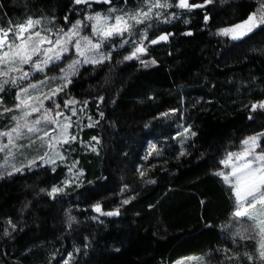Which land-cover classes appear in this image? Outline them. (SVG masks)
<instances>
[{"label":"trees","instance_id":"1","mask_svg":"<svg viewBox=\"0 0 264 264\" xmlns=\"http://www.w3.org/2000/svg\"><path fill=\"white\" fill-rule=\"evenodd\" d=\"M144 1L90 0L88 9L74 0H0V27L31 16L41 19L37 30L55 33L71 26L65 17L75 22L89 11L108 15L109 7L125 11ZM171 2L173 7L161 10L168 22L153 17L136 28V36L145 27L151 38L172 34L143 55L156 64L125 61L132 46L120 47L121 37L114 36L104 45L112 59L81 66L59 96L88 102L75 105L78 111L83 107L88 125L64 146L67 163H57L55 171L44 165L0 178V264H172L204 255L218 264L217 253L230 260L224 226L233 215L234 197L216 173L226 152L264 133V109L251 107L264 101V25L238 40L217 35L246 20L256 11V0H212L190 10ZM64 64L50 65L52 70L35 73L32 80L55 76ZM16 89L4 85L0 107L13 106ZM185 127L196 136L185 138ZM258 144L264 152V136ZM151 145L159 155H149ZM73 161L78 162L73 171L83 170L78 180L68 171ZM138 169L145 170L144 177ZM70 178L74 182L65 185ZM53 186L63 191L51 195ZM95 203L103 214L93 209ZM115 209L118 214H106ZM254 248V241H244L234 252Z\"/></svg>","mask_w":264,"mask_h":264},{"label":"snow or ice","instance_id":"2","mask_svg":"<svg viewBox=\"0 0 264 264\" xmlns=\"http://www.w3.org/2000/svg\"><path fill=\"white\" fill-rule=\"evenodd\" d=\"M97 2H100V0H97ZM102 2L112 4V0H102ZM124 2L127 4L128 0H124ZM145 2L148 4L146 10L143 6L134 11H122L115 7H109L107 10L108 15L99 11H89L85 13L83 19H77L75 22H71L68 17H65V21L70 23L71 26L67 29L59 28L55 31L54 36L51 35L53 31L51 28L35 30L36 25L41 24V19L31 16L24 23L15 24L14 27H0V77L10 78L13 85H17L19 81L28 80L32 77L33 72L52 70L49 68L50 65L53 68L58 66L65 59H68L65 53L75 50V57L71 59L66 67L60 69L59 76L52 78L45 76L44 80L29 83L27 87H20L16 93V99L19 103L15 107L21 109L22 114L12 117L13 120L17 121L15 127L7 131H0V137H7V144L0 141V151L8 149L9 146L18 147L16 140L20 138L27 137L31 141V135L28 134L36 133H39L37 139H40L42 144L47 145V151L43 155L30 159L26 165L21 164L20 167L9 164L6 160L3 165L4 171H0V177L5 174L8 167H11L12 172H23L33 167L51 165L52 170L55 171L58 161L67 163V157L65 156L67 149L64 146L77 139V136L72 135L69 129L73 126V123L79 128V119L75 122L72 120L73 116H78V109L75 105L82 104L83 107H86L88 102L77 101L74 97L66 94L67 98L64 99L63 105H61L59 96L72 83V77L78 74L81 66L84 64L95 66L112 59V52L105 51L104 45L106 42L112 43L114 36L121 37L120 47L126 44L132 46V50L123 57L125 61L137 59L145 67L149 63H157L155 59L147 61L142 57L148 52L149 45L167 41L172 34L161 32L155 38H151L148 28L145 27L139 30V35L136 36V25H143L152 20L153 17L168 22V16L164 15L161 10L173 7V3L171 0H154V2L145 0ZM74 3L77 5L83 3L88 9L92 8L90 0H74ZM209 3H212V0H203V4L190 3L189 0H175L176 7L188 10ZM111 13L117 14L113 17ZM171 16L175 18L176 13H171ZM204 20L205 22L209 20L207 14ZM85 21L91 24L90 35H82L87 27ZM260 25H264V0H261L260 7L250 13L241 24L234 25L231 28H220L218 34H231L233 39H236L238 36L244 35L245 31L251 32ZM237 29L241 31H237ZM10 33L13 34L12 37L9 36ZM187 34L191 35L190 32ZM133 36L136 38L130 39ZM113 48H115V44H113ZM25 65L28 66L27 69L24 67ZM55 81H60V83H55ZM7 83H9V79L0 80V92L4 91V85ZM98 99L103 102L104 98L99 97ZM46 101L51 102L54 107H48ZM83 107L79 109L80 112L83 111ZM251 107L253 111L258 107L264 109V101L253 103ZM5 111L9 112L11 109L6 108ZM170 111L175 112L176 110L172 109ZM67 112H71V115H68ZM34 113L38 115L33 117ZM161 115L167 116L168 113H162ZM100 116L103 117L104 113L100 112ZM29 117L33 118L28 119ZM88 119L91 120L92 118L88 117ZM21 120L23 123H20ZM24 129H26V133ZM183 132L186 134L185 138L196 136V132L192 131L191 127H185ZM180 135L181 133L178 132L177 136ZM260 136H264V133L248 137L242 142L246 145L242 153H228L227 159L221 161V163L227 165L233 157L242 160L240 165L234 164L232 166L231 173L226 174L221 171L216 174L222 176L225 183L234 184L233 192L238 202H240L234 215L236 217L248 216L254 219L261 235L264 236V152H254V149L260 146L258 144ZM92 139L97 140L96 137H92ZM92 150L95 151V148L93 147ZM152 152H156L157 155L160 154L156 145H151L149 155ZM184 154L183 151L180 152V155ZM9 155H11L10 150ZM249 156L252 158L248 159ZM145 159H147V156ZM77 163L73 161L68 169L71 176L76 180L83 174L82 169L79 172L73 171ZM138 171L141 177L145 176V170L138 169ZM12 172H7V174L11 175ZM230 176L234 177V180H230ZM73 182L74 180L70 178L65 180L64 183L68 185ZM145 182L155 183L151 179ZM125 188H127V185H125ZM61 191H63L62 187L53 186L50 194L54 195ZM130 199H124L122 203L127 204ZM92 207L96 212L103 214L100 203H95ZM118 212L119 209H115L106 214L115 215ZM70 219H74V217ZM12 227L14 228L15 225H12ZM259 256L264 259V240L260 244ZM249 259H252V257H249ZM65 264H68V262L65 261Z\"/></svg>","mask_w":264,"mask_h":264},{"label":"rangeland","instance_id":"3","mask_svg":"<svg viewBox=\"0 0 264 264\" xmlns=\"http://www.w3.org/2000/svg\"><path fill=\"white\" fill-rule=\"evenodd\" d=\"M256 1L258 3V6H257V8H258V7H260L261 1L260 0H256ZM152 2H154V0H152ZM142 6L146 10L148 7V4L144 1V3H142L141 6H137L135 9L134 8L133 9H127L125 11H134L138 8H141ZM116 14L117 13H111V15L113 17ZM242 22L236 23L234 25L241 24ZM88 24H89L88 30H87V28H85L82 35H90L91 34V24H90V22H88ZM234 25L227 26L224 28H231ZM138 26L139 25H136V28H138ZM15 30L16 29H14V31ZM35 30H37V28H35ZM237 31H241V30L237 29ZM248 33L249 32L245 31L244 35L238 36L236 39H233L231 34H229V35L218 34V30H217V35L222 36V37H226V38H229L232 40L241 39L244 36H246ZM54 34L55 33H51V35H53V36H54ZM12 35H13L12 33L9 34L10 37H12ZM133 37H131L130 39H133ZM65 56L68 57V59L63 61V62H65L63 67H66L71 62V59L75 57V50L73 49L70 53H65ZM133 60H137V59H132V61ZM84 65H89V64H84ZM24 67L26 69L28 68L27 65H25ZM35 73L42 74L44 72H33L32 76ZM59 75H60V71H58L57 74H55V76H52V77H56ZM52 77H49V78H52ZM3 79H9V83H7V84L10 86L11 89L17 88L14 91L13 106L11 108H9V109H11V111L6 112L3 107H0V117L2 116V118H0V121H2V124H3V127L0 128V131H7V130L15 127L17 124V121L13 120L12 117L13 116H20L22 114V110L17 109L15 107V105L17 103H19V101H17V99H16V93L19 91L20 86L21 87H27L29 83H36L37 80H32V77H31L28 80L19 81L17 85H13L11 83L10 78L0 77V80H3ZM44 79H45V77L42 80H44ZM55 83H60V81H55ZM60 97H62V96H60ZM64 99L65 98H62V100H61V98L59 99V102L61 103V105H63ZM45 103L48 107H54V105H52L51 102H49V101H46ZM67 114L71 115V112H67ZM3 115H4V117H3ZM36 115H38V114L34 113L33 117H35ZM33 117H29L28 119H32ZM77 119H79V127L80 128L82 125H88V123H86L87 117L85 116L83 111L82 112L78 111V116L72 117V120L74 122L77 121ZM20 123H23V121L21 120ZM24 131L26 133V129H24ZM77 131H79V128L77 127V125L75 123H73V126L69 129V132L72 135H76ZM182 133L184 134V132H182ZM28 135H31V141L27 137L20 138V139L16 140V144L18 145V147L9 146L8 149H5L4 151H0V171H4L3 165L5 164L6 160L9 164H15L16 167H20L21 164L26 165L30 159L37 157V156H40V155H43L44 152L47 151V145L42 144L41 140L37 139V136L39 135V133L28 134ZM0 141H2L4 144H7V137H0ZM242 142L239 145V147L236 148L235 150L230 151V152H226L223 155L222 160L227 159L228 153H236V154L242 153L246 147V145H244ZM258 142H259V140H258ZM9 150L11 151V155H9ZM254 152L255 153H261V151L258 150V147L254 149ZM247 158L250 159L252 157L249 156ZM37 162H39V161H37ZM57 163H59V161ZM241 163H242L241 159H237V157H233L227 165L221 163V165H222L221 171H223L226 174L231 173L232 172V166L234 164L238 166ZM34 168L35 167L31 168L30 170H32ZM7 172H12L11 167H8L5 174L0 178L10 176L7 174ZM15 173H17V172H12V174H15ZM218 176L222 179L223 183L225 185L229 186L232 190L233 197H234V212H233L232 217L229 218L228 222L224 226L225 233H226V243H228L230 245V260H224L223 261L224 253H221V255L219 253H217V256L214 255L216 262L220 261V263H218V264H249L254 260L255 264H264V259H261L259 256L260 244H261L262 240H264V236L261 235V233L259 231V227L257 226V223L254 219L249 218L248 216L236 217L234 215L236 208H237L238 204L240 203V202H238L236 195L233 192L234 184L225 183L223 177L220 175H218ZM229 179L234 180V177L230 176ZM235 240L240 241L239 244L235 243ZM250 240L255 242V248H254L252 253H241L240 252V254H238V253L234 252V250L242 248V242L250 241ZM249 257H252V259H249ZM208 258L211 259V257L209 255L208 256L204 255V257L189 256L186 258L178 259V260L174 261L172 264H214Z\"/></svg>","mask_w":264,"mask_h":264}]
</instances>
